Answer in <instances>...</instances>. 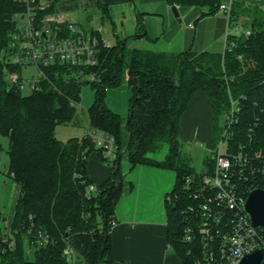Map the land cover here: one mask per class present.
<instances>
[{"label": "trees", "instance_id": "trees-1", "mask_svg": "<svg viewBox=\"0 0 264 264\" xmlns=\"http://www.w3.org/2000/svg\"><path fill=\"white\" fill-rule=\"evenodd\" d=\"M167 1L170 5L201 6L203 15L218 12L222 4L221 0ZM243 5L233 0L234 20L250 8ZM25 10L22 0H0V150L1 137L7 136V174L20 187L10 233L6 235L0 229V264H71L63 254L68 245L74 247L82 264H117L110 258L115 205L132 186L131 182L125 185L121 169L124 157L132 166L144 163L176 171V183L165 197L167 238L185 264L191 245L182 239L183 229L198 215L187 211L192 202L187 177L203 173L181 159V120L193 95L205 91L215 140L221 136L217 124L229 109L230 93L235 97L245 94L238 121L231 129V142L235 146L250 144L264 153V19L256 16L250 23L242 22L251 33L229 36L235 44L219 52L191 47L177 52L141 49L129 47L127 39H118L110 46L101 44L96 65L69 68L55 62L46 68L48 79L41 81L40 88L23 94L21 88L9 83L6 71V66L15 70L19 66L5 59L16 30L15 15ZM49 10H54V0ZM91 74V78L86 77ZM125 74L133 95L129 113L123 117L108 107L105 97L110 87L123 83ZM85 78L84 82L80 80ZM83 84L94 91L87 109L90 127L114 137V158L104 156L102 147L88 134L66 141L55 134L57 124L73 120ZM162 142L168 144L165 156H150ZM92 151L113 167L111 176L96 192L88 189L93 185L88 170ZM204 163V168L212 167L210 155ZM0 217L5 220L1 211ZM39 231L49 234L51 240L37 244ZM26 246L33 248L32 257ZM260 264H264V257Z\"/></svg>", "mask_w": 264, "mask_h": 264}, {"label": "built area", "instance_id": "built-area-1", "mask_svg": "<svg viewBox=\"0 0 264 264\" xmlns=\"http://www.w3.org/2000/svg\"><path fill=\"white\" fill-rule=\"evenodd\" d=\"M22 1L26 3V10L15 15L16 30L5 59L20 68L6 66L11 85L36 90L42 80L48 79L46 68L55 62L65 63L69 68L92 67L98 62L99 45H111L102 35L86 33L63 14L49 10L52 0ZM232 3L230 0L220 5L229 22L224 43V48L229 49L235 44L229 36L251 33L249 27L236 21L231 26ZM95 30L101 34L102 26ZM30 67L33 71H27V75L21 73ZM245 97V94L235 97L230 93L222 138L210 155L212 167L204 168L199 177H187V189L192 198L187 211L198 215L183 229L182 239L191 245L185 264H238L245 254L258 247L264 249V226L254 225L244 209L250 192L255 188L264 189V153L250 144L235 146L231 142V129L239 118L241 98ZM86 134L102 147L104 156H116L113 136L94 128ZM88 189L91 192L93 185ZM50 240L49 234L43 231L35 237L40 245ZM63 254L71 264H82L73 246H66Z\"/></svg>", "mask_w": 264, "mask_h": 264}, {"label": "crops", "instance_id": "crops-1", "mask_svg": "<svg viewBox=\"0 0 264 264\" xmlns=\"http://www.w3.org/2000/svg\"><path fill=\"white\" fill-rule=\"evenodd\" d=\"M240 1L247 3L246 0ZM134 2L137 3V13L143 19L149 14L156 15L161 14L160 12H164L166 17L168 6L170 7L167 0L163 8L155 4L154 0H54V11L63 14L66 19L74 22L80 30L87 33L102 26L92 24L94 16L99 15L103 21L114 23L115 13L130 14ZM212 17L216 25L213 51L219 52L224 49L229 22L222 10L214 13ZM172 21L170 19L171 23ZM158 22L164 25L165 18L162 22L159 20ZM236 23L240 22L236 21ZM141 24H138L136 29L141 39L136 40L133 47L156 51L183 50L181 36L178 38L171 35L162 41L157 39L150 42L149 37L145 36L147 31L143 29L144 23ZM240 24L247 27L246 23V25ZM180 29L181 27L178 28V32ZM101 35L105 37L102 33ZM220 44L222 50H218ZM212 123L213 114L209 97L205 91L199 90L193 95L182 117L179 135L181 134V137L189 142L195 135L207 141L212 140ZM121 169L125 180L131 182L132 186L125 190L115 205L116 221L111 227L110 258L120 264H183L180 255L167 238L168 212L165 197L176 183V171L144 163L132 166L127 160L121 161ZM88 170L91 180L97 182L98 188L113 173L112 165L103 161L97 151H92L88 156ZM19 189V184L12 179L10 193L5 203L4 216L7 225L5 231L9 230L12 221Z\"/></svg>", "mask_w": 264, "mask_h": 264}, {"label": "rangeland", "instance_id": "rangeland-1", "mask_svg": "<svg viewBox=\"0 0 264 264\" xmlns=\"http://www.w3.org/2000/svg\"><path fill=\"white\" fill-rule=\"evenodd\" d=\"M225 4L230 3V0H221ZM247 3H243V6L250 7L245 9V11L240 14L237 21L242 23L244 21L250 23L252 19L256 16L264 19V1L261 0H246ZM155 4L160 5V8L165 6L166 0H154ZM180 13V16H175L172 10V5L168 6V14L165 17L164 12L161 14H149L144 19L141 17L144 23L143 29L147 31L145 36L149 37L150 42L162 41L171 35L180 38L183 43V48L191 47L193 50L202 51L205 49L215 50V21L213 14L203 15L204 8L201 6H187L183 4H176ZM137 3L134 2L133 10L130 14L123 15V13H115L114 23L108 20H102L99 15L94 16L92 24L103 26V31L101 33L106 37V39L112 44H115L118 39H127V45L133 47L135 41L141 39V35L132 36V33H136L137 25L141 23V19L137 15L136 10ZM242 6V8H244ZM221 11V10H219ZM223 12V11H222ZM187 17V18H186ZM165 18L164 25H160V22ZM205 18V19H204ZM170 19L173 20L172 23ZM181 19V21H180ZM189 21L191 24H189ZM236 20H232L231 26L234 25ZM141 22V23H140ZM230 26V27H231ZM181 29L178 32V28ZM140 28V26H138ZM140 31V30H139ZM137 34V33H136ZM224 40V39H223ZM222 41V37L220 42ZM222 44V42H221ZM219 45L218 50H222V45ZM33 71L30 67L26 72ZM82 76V75H81ZM84 76V75H83ZM82 76V78H83ZM91 75H86V77H92ZM82 82L86 80L80 79ZM79 80V81H80ZM30 90L28 88L23 89V94H28ZM133 91L128 83L127 74L124 75L123 83L120 86L110 87L107 90L105 101L108 107L114 112L119 113L123 117H126L130 110L131 97ZM94 100V91L89 84H83L81 89V101L76 103V113L72 121L68 123H60L55 127L56 136L63 141L68 140L70 137H83L86 132L91 129L89 124V119L87 115V109L92 104ZM225 124V114L220 117L217 124V130H221V136L214 140L216 134L212 132V140L202 139L198 136H192L191 142L183 139L181 134L179 135V140L181 142V159L183 163L192 167L196 172L200 173L205 167V158L211 155L212 149L218 146V141L221 140ZM2 148L0 150V211L2 214L6 212L5 203L7 202L8 195L10 193V187L12 178L7 174L8 171V147L9 139L7 136L1 137ZM168 152V144L162 142L160 148L155 152L150 153V156L156 159H162ZM123 160H127L124 157ZM128 161V160H127ZM128 181L126 180L125 185ZM98 188L97 182H93L92 192H96ZM5 215V214H4ZM5 220L0 217V229L4 232L6 230ZM10 230V227H9ZM8 230V231H9ZM26 251L29 257H32L33 248L26 246ZM1 263V261H0Z\"/></svg>", "mask_w": 264, "mask_h": 264}, {"label": "water", "instance_id": "water-1", "mask_svg": "<svg viewBox=\"0 0 264 264\" xmlns=\"http://www.w3.org/2000/svg\"><path fill=\"white\" fill-rule=\"evenodd\" d=\"M172 10L175 16H179L178 8L173 5ZM131 136L129 138V141ZM110 164V162H107ZM244 209L249 215L250 220L254 225L264 226V189H253L244 205ZM264 257V249L262 247L256 248L254 251L245 254L238 264H260ZM120 264V263H117Z\"/></svg>", "mask_w": 264, "mask_h": 264}]
</instances>
